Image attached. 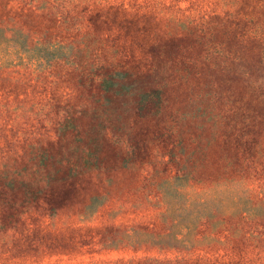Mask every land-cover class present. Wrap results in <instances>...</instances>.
<instances>
[{"label":"trees","instance_id":"trees-1","mask_svg":"<svg viewBox=\"0 0 264 264\" xmlns=\"http://www.w3.org/2000/svg\"><path fill=\"white\" fill-rule=\"evenodd\" d=\"M164 1L0 0L2 229L20 226L31 213L48 223L92 214L112 200L100 204L115 173L148 163L150 109L160 137L165 130L158 122L174 123L181 112L201 110L206 121L215 116L208 124L217 120L218 138L203 129V119L176 126L177 145L191 151L194 162L202 158L195 153L206 135L207 163L214 165L212 152L221 145L234 154L223 161L231 173L238 163L254 164L250 150L259 138L251 121L264 110L258 85L264 38L257 32L264 28V0H198L210 8L199 14L169 12ZM191 90L200 106L189 103ZM128 112L148 122L135 130ZM190 137L196 145L187 150ZM245 176L222 172L211 182L225 188L187 190L192 201L177 218L166 203L141 224L140 210L129 250L101 257L107 264H264V191L228 185ZM40 255L13 264H50L53 257L57 264L95 261Z\"/></svg>","mask_w":264,"mask_h":264},{"label":"rangeland","instance_id":"rangeland-1","mask_svg":"<svg viewBox=\"0 0 264 264\" xmlns=\"http://www.w3.org/2000/svg\"><path fill=\"white\" fill-rule=\"evenodd\" d=\"M164 2L166 5L170 4L167 7L169 12L187 11L190 14H199L210 11L209 7H201L198 0H181L178 4H173L170 0ZM257 32L262 34L264 38V28H259ZM258 70L261 75V77L259 75L258 85L264 91V52ZM189 97V103L192 106H200L201 101L196 98L194 90L189 91ZM199 112L202 111L181 112L178 115L179 120L174 123H171V121L158 122L157 128L165 130L164 136L160 137V134L154 133L152 126L155 123L153 122L155 119L154 111L153 109L147 110L146 115L149 116V119H152L149 120L152 122L150 123V132L145 138V146L149 157L145 161L148 163L143 169L133 170L132 172L127 166L126 170H118L115 173L113 185L111 184L102 189L103 196L100 199V204L111 197L113 199L99 207L95 213L88 215H85L87 213L83 215L71 213L60 216L61 219L56 222L51 220L49 223L46 221L45 215L31 213L25 216L23 224L14 229H2L0 227V264L21 263L24 258H32L33 256L41 259L40 253L64 254L80 260L91 258L95 261L88 262L89 264H107L105 258L101 256H115L116 252H120L122 249L129 250V243H131L129 234L138 226V224H134V219L140 210L142 221L139 223L141 224H145L146 221L150 220L149 211L159 209L166 203L175 210L173 216L177 218V214L180 215L179 212L183 210V207L192 201L184 195L187 190L195 192L198 189L205 191L207 188L214 190L226 187V184H212L211 182L220 177L222 172L227 176L246 175L245 181L242 183H228L233 190H246L250 193L264 191V110H260L258 113L255 111L257 117H253L254 119L251 121V124L255 125V134L259 138L256 149L250 150V155L255 162L247 165L243 162L238 163L241 167L233 170V173L223 167V161L226 157L234 155L229 151V148L224 149L219 145L218 150L212 152L214 165L212 159L209 163L204 160L211 144L204 139L207 137L206 135H203V139L200 140L198 145V147H202V152H199L198 155L197 152L195 153L196 158L200 156L202 158L196 162L191 158V151H185L180 145H177L178 138L175 134H178V132L176 126L181 124L182 120H185L187 124L200 122L205 116H200ZM212 113L215 114L216 110H213ZM127 116L132 121L135 130L148 122H144L142 118L138 119L132 112H128ZM214 117H208L207 121L203 119L206 126L203 129L208 128L217 133L215 138H218L219 133L215 130L216 126H219L217 120L216 126L212 128L208 124ZM218 117L220 118V116ZM169 130L173 137L168 135ZM124 132L130 131L126 129L123 130ZM200 132L202 131H198V133ZM189 134L184 135V137L189 138ZM123 138L126 139L124 135ZM191 138L188 139L187 150L191 149L190 146L194 147L196 145L193 144L194 140ZM163 140L168 141L162 142ZM167 143L174 144L176 150L171 151L168 147V151H166L165 145ZM177 153L183 154L185 160L181 162L172 160ZM168 155H171V163L165 166L163 165V156L166 157L165 160H170ZM236 160L239 161V158ZM154 172L156 174L155 179H153ZM141 176L145 182L141 181ZM57 260L56 257H53L50 264H57Z\"/></svg>","mask_w":264,"mask_h":264}]
</instances>
